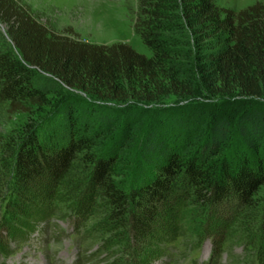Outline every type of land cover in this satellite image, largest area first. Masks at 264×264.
Returning <instances> with one entry per match:
<instances>
[{"label": "trees", "instance_id": "trees-1", "mask_svg": "<svg viewBox=\"0 0 264 264\" xmlns=\"http://www.w3.org/2000/svg\"><path fill=\"white\" fill-rule=\"evenodd\" d=\"M0 22L18 50L0 45V102L42 113L12 142L17 193L81 156L112 229L146 240L177 181L212 207L264 186V1L137 0L151 56L56 33L19 0Z\"/></svg>", "mask_w": 264, "mask_h": 264}, {"label": "rangeland", "instance_id": "rangeland-1", "mask_svg": "<svg viewBox=\"0 0 264 264\" xmlns=\"http://www.w3.org/2000/svg\"><path fill=\"white\" fill-rule=\"evenodd\" d=\"M19 1L56 33L153 54L134 27L137 0ZM216 1L239 10L258 0ZM7 29L0 22V45L18 53ZM41 115L12 113L0 102V264H264V186L249 204L232 198L212 207L177 181L161 205L157 234L146 240H135L129 227L112 229L91 163L81 156L60 183L44 177L24 195L14 191L12 142Z\"/></svg>", "mask_w": 264, "mask_h": 264}]
</instances>
